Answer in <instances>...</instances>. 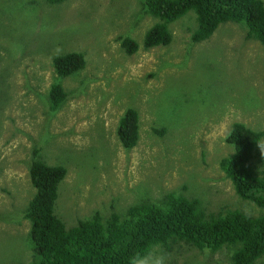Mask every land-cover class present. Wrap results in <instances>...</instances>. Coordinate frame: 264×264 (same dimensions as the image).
<instances>
[{
  "label": "rangeland",
  "instance_id": "1",
  "mask_svg": "<svg viewBox=\"0 0 264 264\" xmlns=\"http://www.w3.org/2000/svg\"><path fill=\"white\" fill-rule=\"evenodd\" d=\"M143 1L0 0V264L33 261L23 213L35 195L28 172L35 146L45 163L66 169L54 205L66 228L168 192L198 200L206 213L263 212L237 195L219 166L234 150L225 140L233 122L264 130L263 45L232 21L193 42L190 10L168 24V45L144 49L157 18L143 12ZM122 36L139 49L126 54ZM72 51L84 54V68L57 77L53 58ZM54 81L68 95L52 111ZM128 108L139 113L131 149L117 136ZM154 247L166 264H230L238 246ZM253 264H264V254Z\"/></svg>",
  "mask_w": 264,
  "mask_h": 264
},
{
  "label": "trees",
  "instance_id": "2",
  "mask_svg": "<svg viewBox=\"0 0 264 264\" xmlns=\"http://www.w3.org/2000/svg\"><path fill=\"white\" fill-rule=\"evenodd\" d=\"M45 1L57 4L66 0ZM142 4L144 13L157 18L145 31L144 49L168 45L172 39L168 24L190 10L197 20L191 34L193 42L208 39L220 24L232 21L244 23L246 38H255L264 47L262 0H144ZM119 42L129 55L140 47L128 36L119 37ZM52 66L57 77L74 74L84 68V54L72 51L57 55ZM67 95L60 82L51 83L48 89L51 110H57ZM117 136L126 149L136 145L139 137L136 109L128 108L120 116ZM263 137L264 130L233 122L225 140L234 150L219 162L237 195L263 208L257 216L238 209L206 213L198 200L168 192L159 202L143 201L105 219L95 212L71 228H66L54 212L58 185L66 169L45 163L39 148L33 147L28 172L35 195L23 213L29 221L34 251L30 264H128L129 257L136 252L154 245L168 251L178 242L212 250L235 244L238 247L230 264H253L264 254V154L259 151Z\"/></svg>",
  "mask_w": 264,
  "mask_h": 264
},
{
  "label": "clouds",
  "instance_id": "3",
  "mask_svg": "<svg viewBox=\"0 0 264 264\" xmlns=\"http://www.w3.org/2000/svg\"><path fill=\"white\" fill-rule=\"evenodd\" d=\"M259 146L261 151L264 152V144H259ZM128 264H166L165 254L156 247L150 246L131 255Z\"/></svg>",
  "mask_w": 264,
  "mask_h": 264
}]
</instances>
